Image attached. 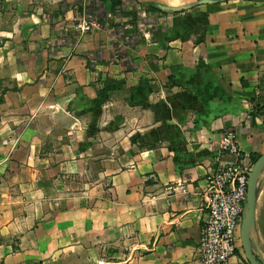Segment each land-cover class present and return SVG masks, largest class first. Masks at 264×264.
I'll list each match as a JSON object with an SVG mask.
<instances>
[{
    "label": "crops",
    "instance_id": "1",
    "mask_svg": "<svg viewBox=\"0 0 264 264\" xmlns=\"http://www.w3.org/2000/svg\"><path fill=\"white\" fill-rule=\"evenodd\" d=\"M228 129L253 167L264 0H0V264H197Z\"/></svg>",
    "mask_w": 264,
    "mask_h": 264
},
{
    "label": "built area",
    "instance_id": "2",
    "mask_svg": "<svg viewBox=\"0 0 264 264\" xmlns=\"http://www.w3.org/2000/svg\"><path fill=\"white\" fill-rule=\"evenodd\" d=\"M95 4L97 0H85ZM83 30L89 24L83 22ZM221 153L236 157L235 162L219 166L208 177L204 219L197 248V264H233L239 248L240 227L245 210L252 167L243 162L237 132L228 129L221 135ZM150 179H154L152 175Z\"/></svg>",
    "mask_w": 264,
    "mask_h": 264
},
{
    "label": "water",
    "instance_id": "3",
    "mask_svg": "<svg viewBox=\"0 0 264 264\" xmlns=\"http://www.w3.org/2000/svg\"><path fill=\"white\" fill-rule=\"evenodd\" d=\"M167 11H174L173 8L161 6ZM264 170V154L254 163L248 181L247 200L243 219L240 227V240L245 259L248 264H264L261 256H257L254 250L253 241L251 239L252 231L256 228V208L258 199V184L260 176Z\"/></svg>",
    "mask_w": 264,
    "mask_h": 264
},
{
    "label": "rangeland",
    "instance_id": "4",
    "mask_svg": "<svg viewBox=\"0 0 264 264\" xmlns=\"http://www.w3.org/2000/svg\"><path fill=\"white\" fill-rule=\"evenodd\" d=\"M262 179H263V176H262ZM256 241L253 243L254 245V250H255V253L257 256H261V257H264L263 253L261 252V249H260V244H259V239L258 237H256ZM238 244H239V251L244 254V251L242 249V244H241V240H240V235H239V241H238ZM114 256V251H111L109 252L108 249H106L105 251L102 249V259H107L108 257H113ZM93 263L91 264H97V262L95 261H92ZM95 262V263H94Z\"/></svg>",
    "mask_w": 264,
    "mask_h": 264
},
{
    "label": "trees",
    "instance_id": "5",
    "mask_svg": "<svg viewBox=\"0 0 264 264\" xmlns=\"http://www.w3.org/2000/svg\"><path fill=\"white\" fill-rule=\"evenodd\" d=\"M112 1H113V5L114 6H119L120 4H122L123 0H112ZM151 10L155 11L156 9L155 8H151ZM246 264H248L247 261H246Z\"/></svg>",
    "mask_w": 264,
    "mask_h": 264
},
{
    "label": "bare ground",
    "instance_id": "6",
    "mask_svg": "<svg viewBox=\"0 0 264 264\" xmlns=\"http://www.w3.org/2000/svg\"><path fill=\"white\" fill-rule=\"evenodd\" d=\"M251 239H252L253 241H256V233H255L254 231H252V233H251ZM262 259H263V261H264V257H263Z\"/></svg>",
    "mask_w": 264,
    "mask_h": 264
}]
</instances>
